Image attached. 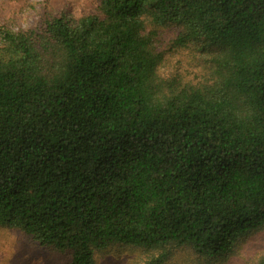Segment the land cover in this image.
I'll return each instance as SVG.
<instances>
[{
    "label": "trees",
    "instance_id": "1",
    "mask_svg": "<svg viewBox=\"0 0 264 264\" xmlns=\"http://www.w3.org/2000/svg\"><path fill=\"white\" fill-rule=\"evenodd\" d=\"M97 7L0 25V225L65 264L116 244L160 248L145 264L228 254L264 225V0ZM146 18L215 46L209 78H160Z\"/></svg>",
    "mask_w": 264,
    "mask_h": 264
},
{
    "label": "rangeland",
    "instance_id": "2",
    "mask_svg": "<svg viewBox=\"0 0 264 264\" xmlns=\"http://www.w3.org/2000/svg\"><path fill=\"white\" fill-rule=\"evenodd\" d=\"M98 0H0V25L12 31H40L44 21L60 13L78 18L98 13ZM146 29L154 33L153 44L161 61L160 78L176 77L197 83L210 76V58L215 46L191 39L175 43L184 31L172 23L155 24L146 18ZM169 255L160 264H259L264 255V225L240 236L232 250L218 258H204L186 246L167 248ZM161 253L160 248L116 244L95 252L94 264H145ZM70 251L40 245L18 228L0 225V264H65Z\"/></svg>",
    "mask_w": 264,
    "mask_h": 264
}]
</instances>
